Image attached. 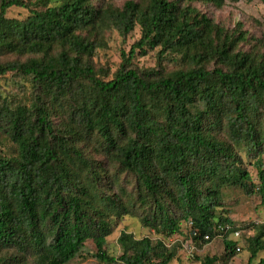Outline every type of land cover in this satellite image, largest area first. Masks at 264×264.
<instances>
[{
	"label": "trees",
	"instance_id": "trees-1",
	"mask_svg": "<svg viewBox=\"0 0 264 264\" xmlns=\"http://www.w3.org/2000/svg\"><path fill=\"white\" fill-rule=\"evenodd\" d=\"M183 2L128 0L113 9L36 0L38 9L15 19L7 10L29 5L0 0V78L16 86L0 93V133L15 147L0 153V264H68L89 240L100 263L170 264L175 247L124 231L120 255L107 254L113 225L140 212L157 236L179 234L185 221L189 232L212 238L217 225L231 224L216 211L223 187H256L264 203V39L243 51L247 35ZM136 27L139 39L112 77L101 78L92 59L107 47L104 34L127 38ZM149 51L156 68H131L136 53ZM240 151L254 160L257 186ZM254 229L247 264L264 252V227ZM223 245L227 264L236 247Z\"/></svg>",
	"mask_w": 264,
	"mask_h": 264
},
{
	"label": "rangeland",
	"instance_id": "rangeland-1",
	"mask_svg": "<svg viewBox=\"0 0 264 264\" xmlns=\"http://www.w3.org/2000/svg\"><path fill=\"white\" fill-rule=\"evenodd\" d=\"M103 1V2H102ZM128 0H92L93 4L104 3L113 9L121 8L122 5ZM138 2V0H132ZM169 2L176 0H167ZM182 4L184 0H180ZM27 3L28 8L12 7L7 10L8 18L23 19L28 16V9H38L39 6L36 0H24ZM191 7L196 9L200 14H204L207 18L211 19L214 24L222 27L224 30L232 32H243L249 37L248 43H240L239 49L247 51L249 49H256L257 40L264 39V3L260 0H240L237 3H232L226 0L221 8H216L212 4L205 3L201 0H191ZM140 31L136 27L131 37L122 38L117 32L105 33L104 42L107 47L105 50H97L92 61L93 66L97 74L100 77L108 80L112 77L113 73L118 69L122 56L124 53L128 55L134 42L139 39ZM260 48V46H259ZM264 50L263 46L260 48ZM130 66L133 69L145 70L150 68H156L159 63L156 57V52L149 51L145 55L136 53ZM167 71L175 69L174 65L166 66L162 63ZM14 80L10 76L0 78V93L6 95L8 92L13 91L16 86L13 83ZM87 148L86 145L83 149ZM14 145L7 141L5 136L0 133V153L3 155H13ZM88 150V148H87ZM91 155V152L88 150ZM243 157L245 168L250 174L251 183L255 186L259 184L256 170L252 167L253 159L248 158L243 151L239 152ZM93 156L96 161H104L101 157L97 156L93 152ZM262 163L264 165V152L261 156ZM112 172V166H108ZM122 186L128 192L131 189V185L128 184L122 177ZM217 214L223 218H227L231 222V226L235 230H240V238L235 239L232 234L225 236L213 237L212 240L206 244H200L195 242L193 245L189 243V230L191 225L185 221L180 223V232L170 238H163L155 235L151 230L141 225L138 214L124 216L112 227L111 234L107 237V249L106 252L110 256L118 257L120 255V247L117 243V239L120 232L124 231L133 235L136 239L148 237L151 240H161L167 247H175V259L170 264H199V260L204 257H217L218 261L215 264H225L224 260V245L223 241H230L234 246H240V251L235 250V254L227 264H247L250 253L248 251V239L254 236L256 229H254L255 222H260L264 219V203L260 199V195L257 193V189H253V193L246 194L242 189L236 187H223L222 188V205L216 209ZM189 256L187 251H191ZM95 253V247L92 241H87L82 248L79 257H76L68 264H104L95 260L92 255ZM260 260H264V252H260L253 264H258Z\"/></svg>",
	"mask_w": 264,
	"mask_h": 264
},
{
	"label": "built area",
	"instance_id": "built-area-1",
	"mask_svg": "<svg viewBox=\"0 0 264 264\" xmlns=\"http://www.w3.org/2000/svg\"><path fill=\"white\" fill-rule=\"evenodd\" d=\"M254 226H263L264 227V219L260 222H255L253 224ZM215 231V235L213 237H217V236H225V235H228V234H232L233 237L235 239H239L240 238V230H235L231 225L229 224H219L215 227L214 229ZM212 237V238H213ZM194 238H196L194 240ZM212 238L208 235V234H205L203 236H200L199 233L196 231V230H191L189 232V243L190 245H193L195 243V241L197 243H200V244H204L205 242H210L212 240ZM192 247H191V251H187V254L189 256H191L192 254ZM237 252L240 251V246H236V249H235Z\"/></svg>",
	"mask_w": 264,
	"mask_h": 264
}]
</instances>
